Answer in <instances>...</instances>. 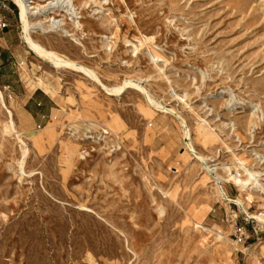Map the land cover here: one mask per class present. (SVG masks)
I'll return each instance as SVG.
<instances>
[{"label": "rangeland", "instance_id": "374dc122", "mask_svg": "<svg viewBox=\"0 0 264 264\" xmlns=\"http://www.w3.org/2000/svg\"><path fill=\"white\" fill-rule=\"evenodd\" d=\"M72 1L30 0L59 22L35 41L142 90L53 68L0 0V264H264V223L218 188L264 215V0Z\"/></svg>", "mask_w": 264, "mask_h": 264}, {"label": "bare ground", "instance_id": "6f19581e", "mask_svg": "<svg viewBox=\"0 0 264 264\" xmlns=\"http://www.w3.org/2000/svg\"><path fill=\"white\" fill-rule=\"evenodd\" d=\"M15 5L18 7L19 9V18H20V22L23 28V38L25 43L27 44V46L29 47V49L41 60L48 62L49 64L52 65L53 68L57 69V70H70L73 72H77V73H81L84 76H86V78L93 80V82H96L97 84H100L102 89L109 95L111 96H118L122 93V91L125 89H138V90H142L141 86H139L138 84H136L134 81H127L124 83V85L122 87H115V88H108L107 86L103 85L102 82L99 80V78L97 77V74H95V72H93L91 69H88L82 65H79L73 61H71L69 58L58 54L57 52L55 53L54 51H50L48 49H46L44 46H42L40 43H38L37 41H35L33 34H35L37 32V30H42L43 32H51L54 28H56V26L59 24V22H57L55 20V18L52 17V15L55 14V12H52L49 14V17L46 18L45 22H37L36 24L33 23L32 19L34 16H36L38 14L39 9L37 8H33L31 6L32 3H30V0H13ZM56 2L60 1L59 6L57 5L58 2L55 4L50 3L49 4V9H69V8H73L74 7V3L72 0H55ZM93 1V0H92ZM97 3V2H96ZM44 9V8H43ZM37 10V11H36ZM51 24L49 28L45 29L43 27V24ZM47 30V31H46ZM59 32V31H58ZM66 32V31H65ZM137 47V46H136ZM32 54V53H31ZM148 100L151 103V105L157 107V108H161L160 105H158L150 96H148ZM0 103L5 105V98L3 93L0 91ZM6 108V107H5ZM13 112V111H12ZM11 111H8L9 114V122L8 125L5 126L6 127V132L7 133H14L16 134V136L18 137V139L20 140V133L17 131L15 122H14V118H13V114ZM167 112H171L173 114L174 111L170 110ZM182 123L184 125H186L184 121H182ZM182 124V125H183ZM185 127V126H184ZM185 136L187 138H189L190 140V144L188 145V147L190 148V151H192L193 153H195V150L191 144V133L188 130L187 127H185ZM202 138L206 139L210 136V133L205 131V129H203V131H201V135ZM21 141V140H20ZM202 161H204L203 158H201ZM204 163V162H203ZM206 164V163H205ZM207 169H209L207 167ZM248 173V172H247ZM249 174V173H248ZM257 175V174H256ZM249 177H254V174H249ZM216 181H219V178L216 177ZM238 182V181H237ZM242 183V186L244 187L245 184H247V182L243 183L242 181H240ZM218 187V186H217ZM222 196L224 197V199L226 201H231L232 203H235L239 206L242 207V209L244 210V212L247 214L248 217L253 218L259 222L264 223V215H250L243 203L239 200L236 201H232L229 199V197L227 196V194L225 193L224 189L220 186L218 187Z\"/></svg>", "mask_w": 264, "mask_h": 264}, {"label": "crops", "instance_id": "0c3cea01", "mask_svg": "<svg viewBox=\"0 0 264 264\" xmlns=\"http://www.w3.org/2000/svg\"><path fill=\"white\" fill-rule=\"evenodd\" d=\"M8 55V53L4 52L2 56L3 61L6 63L8 62L7 58H10V56ZM3 73H7V67L4 68ZM3 79V77H0L2 83L5 81ZM6 87L12 89L15 92V88H13L14 86L11 83L6 84ZM25 89L27 90V88ZM50 101H52L51 98L40 88H36L28 95V103L33 102L37 105L38 108L46 107L50 103ZM39 119L40 122H45L47 119H49V115H47L46 113H41Z\"/></svg>", "mask_w": 264, "mask_h": 264}, {"label": "built area", "instance_id": "2783aa9c", "mask_svg": "<svg viewBox=\"0 0 264 264\" xmlns=\"http://www.w3.org/2000/svg\"><path fill=\"white\" fill-rule=\"evenodd\" d=\"M7 27H8V26H7L6 23L0 25V28H1V29H6ZM0 71H1V69H0Z\"/></svg>", "mask_w": 264, "mask_h": 264}]
</instances>
